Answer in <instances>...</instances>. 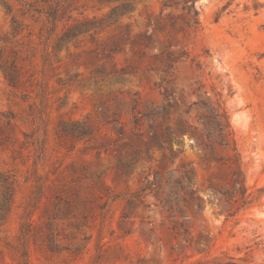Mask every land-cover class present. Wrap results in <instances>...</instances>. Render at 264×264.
Segmentation results:
<instances>
[{
	"label": "rangeland",
	"instance_id": "374dc122",
	"mask_svg": "<svg viewBox=\"0 0 264 264\" xmlns=\"http://www.w3.org/2000/svg\"><path fill=\"white\" fill-rule=\"evenodd\" d=\"M0 264H264V0H0Z\"/></svg>",
	"mask_w": 264,
	"mask_h": 264
},
{
	"label": "trees",
	"instance_id": "16d2710c",
	"mask_svg": "<svg viewBox=\"0 0 264 264\" xmlns=\"http://www.w3.org/2000/svg\"><path fill=\"white\" fill-rule=\"evenodd\" d=\"M99 2H108L110 0H98ZM188 10L191 9V7L189 8V6L187 5ZM130 6L129 5H124L121 8H117L113 11V13L111 14L110 18H118L119 16H122L125 12H127L129 10ZM191 12V11H190ZM193 20L195 21V24H198V22L196 21L195 17H197L199 15V13L195 10L193 11ZM48 17L52 20H56L58 17V9L56 6H51L49 11H48ZM102 27V26H101ZM95 27L93 26H89V25H85L82 28L78 29V31H73L71 33H69L67 35V38L69 37H77L78 36V32H83V30H85V32H90L91 30H93ZM184 58V56L181 57H173L172 55H169L167 58V65L165 67V69L163 70V72H165V76L167 77H172V75L170 74V70L174 69V65L181 62L182 59ZM165 81H167L165 79ZM168 83V81H167ZM165 95L166 96H171L169 89H165ZM221 101V100H220ZM224 102H221V104H219V110L221 111V113L217 114V116L220 118V123H219V127H220V131L223 132L224 137L226 140L229 139V136H231V133H229V128H230V122H229V117H228V112L226 111L225 108H222V106L224 105ZM86 134V133H83ZM194 139L197 142H202V137L194 134L193 135ZM200 142V143H201ZM205 146V145H204ZM235 150V149H234ZM234 164L236 166V191L238 193V199H236V202H240L242 204L241 207H244L248 204L251 203L250 201V197L251 194L249 193V189L246 185V177L244 175V172L242 170V162H241V158L239 153L237 152V148H236V156L234 158ZM232 216V215H229Z\"/></svg>",
	"mask_w": 264,
	"mask_h": 264
}]
</instances>
